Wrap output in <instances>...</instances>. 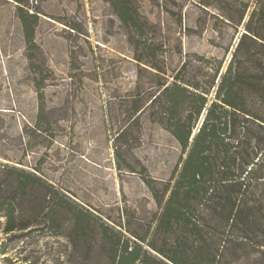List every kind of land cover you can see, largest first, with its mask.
Returning a JSON list of instances; mask_svg holds the SVG:
<instances>
[{
    "label": "rangeland",
    "instance_id": "1",
    "mask_svg": "<svg viewBox=\"0 0 264 264\" xmlns=\"http://www.w3.org/2000/svg\"><path fill=\"white\" fill-rule=\"evenodd\" d=\"M130 4L134 26L110 0H0V201L17 194L11 168H24L97 217L91 221L95 248L85 260L67 236L68 215L60 233L39 229L9 241L20 231L4 232L0 210V262L9 264L8 256L13 264H113L111 239L119 251L129 239L167 264L174 263L151 243L187 264H264L255 239L227 242L228 227L199 206L195 192L189 206L172 207L161 220L186 152L145 105L132 117L160 81L177 73L184 81L217 82L246 33L235 66L252 83L247 104L264 118V0ZM26 13L38 14L31 39L21 18ZM189 214L205 224V257L199 231H189ZM133 264L150 263L140 257Z\"/></svg>",
    "mask_w": 264,
    "mask_h": 264
},
{
    "label": "trees",
    "instance_id": "2",
    "mask_svg": "<svg viewBox=\"0 0 264 264\" xmlns=\"http://www.w3.org/2000/svg\"><path fill=\"white\" fill-rule=\"evenodd\" d=\"M110 1L120 18L134 26L130 0ZM26 16L32 18L30 23ZM26 16L21 18L25 33L31 39L38 14L26 13ZM246 37L247 34L243 33L228 67L219 75L217 82L216 78L208 82L184 81L177 73L172 81H160L155 93L135 109L132 117L136 119L148 108L154 119L170 130L186 152L177 185L165 205L161 220L169 216L172 207L189 206L191 194L195 192L199 196V206L213 212L219 227H228L227 242L255 239L254 245L264 249V229H261L264 224V118L247 104L246 91L252 83L240 70H236L234 60ZM160 67L157 65L159 71ZM212 88L213 97L209 98ZM252 120H255L258 132L251 128L249 122ZM11 169L16 173L17 194L12 197V202H7L3 195L0 210L5 216L4 232H20L11 234L8 240L39 229L41 232L47 229L52 234L60 233L63 219L68 215L72 226L67 236L73 251L82 259H89L95 248L91 221L97 217L36 173L24 168ZM3 190L0 185V192ZM180 193L185 199H178ZM155 196L161 202L156 193ZM188 216L186 221L190 225V233L199 231V256L204 254L205 257L209 251L202 232L205 224L190 214ZM215 229L221 231L218 227ZM235 231H240L241 235H236ZM118 243L111 239L109 244L113 264H133L140 257L146 263L167 264L137 242L130 246V240L126 239L120 251ZM151 246L172 263L187 264L177 255L168 256L154 243ZM260 251L264 253V250ZM215 257L214 252L213 260ZM4 260L13 264L8 256Z\"/></svg>",
    "mask_w": 264,
    "mask_h": 264
},
{
    "label": "bare ground",
    "instance_id": "3",
    "mask_svg": "<svg viewBox=\"0 0 264 264\" xmlns=\"http://www.w3.org/2000/svg\"><path fill=\"white\" fill-rule=\"evenodd\" d=\"M0 264H5V263H3V262H0Z\"/></svg>",
    "mask_w": 264,
    "mask_h": 264
}]
</instances>
